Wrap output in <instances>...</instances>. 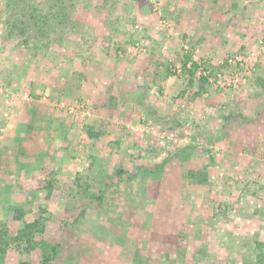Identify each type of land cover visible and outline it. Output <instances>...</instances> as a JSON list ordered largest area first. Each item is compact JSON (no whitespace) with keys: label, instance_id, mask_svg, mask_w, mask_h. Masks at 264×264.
Returning <instances> with one entry per match:
<instances>
[{"label":"rangeland","instance_id":"1","mask_svg":"<svg viewBox=\"0 0 264 264\" xmlns=\"http://www.w3.org/2000/svg\"><path fill=\"white\" fill-rule=\"evenodd\" d=\"M262 43L264 0H0V264H256L264 62L202 77Z\"/></svg>","mask_w":264,"mask_h":264},{"label":"built area","instance_id":"2","mask_svg":"<svg viewBox=\"0 0 264 264\" xmlns=\"http://www.w3.org/2000/svg\"><path fill=\"white\" fill-rule=\"evenodd\" d=\"M264 43L257 51L245 52L227 58L216 72L207 71L203 76L207 82L220 90L238 88L246 77L251 76L264 62Z\"/></svg>","mask_w":264,"mask_h":264},{"label":"trees","instance_id":"3","mask_svg":"<svg viewBox=\"0 0 264 264\" xmlns=\"http://www.w3.org/2000/svg\"><path fill=\"white\" fill-rule=\"evenodd\" d=\"M38 22V21H37ZM44 25H46V23H44ZM13 28H17V25H13L12 26ZM23 32H25L24 28H23ZM191 61V57H188V60L186 61L185 63V68L188 66V63ZM193 70H196L197 69V64L194 62L192 63V68L187 70V72L189 73V75L191 76V79H193V76H194V73H193ZM172 75H174L173 73H171ZM202 81L203 82H206L207 81V78H205L204 76L202 77ZM256 264H264V253L262 251L259 252V254L257 255V263Z\"/></svg>","mask_w":264,"mask_h":264}]
</instances>
